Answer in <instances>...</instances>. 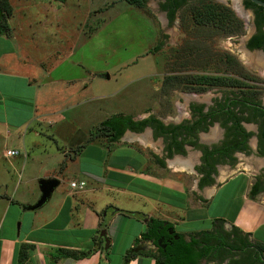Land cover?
<instances>
[{
  "label": "rangeland",
  "instance_id": "374dc122",
  "mask_svg": "<svg viewBox=\"0 0 264 264\" xmlns=\"http://www.w3.org/2000/svg\"><path fill=\"white\" fill-rule=\"evenodd\" d=\"M200 2L221 5L232 13L242 11L240 0H195L176 10L171 21L166 17L165 0H133L131 3L126 0H8L11 15L6 19L7 34L0 35V48L10 47L12 51L6 52L0 62L24 65L19 66L25 76L35 79L32 85L37 88V98L31 101L25 91L24 95L20 91L24 103L17 107L18 114H13L15 104H7L9 126H0V194L35 204L40 197L38 181L44 178L30 180L40 167L50 170L54 166L60 189H65L70 180L78 178L73 174L75 163L65 160L63 151L67 149L73 154L77 142L93 141L97 127L115 115L145 116V111L152 110L159 118L174 119V106L183 102L172 93V88L161 87L164 74L171 73L161 63L196 60L198 69L210 64L202 63L209 59V53L214 60L241 59V39L235 45L225 39L239 35L240 29L228 27L224 32L222 28L212 30V26L193 24L190 14ZM193 28L196 32L191 31ZM182 29L186 31L183 57L179 54ZM209 36L210 48L202 41ZM214 64L218 72H223L228 64L232 77L247 75L264 79L255 65ZM192 71L184 70L189 74ZM35 131L43 135L36 137ZM48 136L53 140L47 139ZM8 148H16L20 155L6 158ZM155 168L148 161L147 171ZM58 169L64 173L59 174ZM178 175L168 174L173 179H182ZM184 179H188L187 184L193 180ZM87 196L95 209L107 204L109 209L120 207L129 212L139 208L138 204L124 207L125 198L105 188ZM53 197L56 198V194ZM47 205L26 212L25 217L48 211ZM19 222H23L25 229V219ZM120 225L127 224L121 221ZM189 226L180 228V225L177 231H191L196 225Z\"/></svg>",
  "mask_w": 264,
  "mask_h": 264
},
{
  "label": "crops",
  "instance_id": "0c3cea01",
  "mask_svg": "<svg viewBox=\"0 0 264 264\" xmlns=\"http://www.w3.org/2000/svg\"><path fill=\"white\" fill-rule=\"evenodd\" d=\"M9 51H12L10 47L0 48V60ZM19 65L24 67L21 63L0 62V109L3 111L0 126L3 127L9 126L8 103L15 104L13 114H18L20 104L24 103L21 93L24 95L25 91L31 101L37 98V88L32 85L35 79L25 76ZM34 135L43 134L35 131ZM101 139L86 144L77 142L73 154L67 149L63 151L64 159L75 163L73 174L78 178L70 180L65 189H60V179L54 166L50 170L40 167L31 178L30 181L39 177L59 181L46 203L48 211L25 217L26 212H34L27 211L26 205L34 204L14 200L6 193L0 194V264H16L22 244L34 247L25 264H155L151 251L135 249L153 221L169 225L186 242L196 241V247L202 243V250L211 246V236L216 235L220 239L219 235L223 233L229 237L241 234L252 243L264 246V235H261L264 231V195L258 194L257 189L251 190L252 180L248 175H231L220 180L219 187L197 191L194 180L187 184L188 179H173L159 167L147 171L148 156L132 142L134 140L128 133L114 143ZM58 172L64 173L59 169ZM75 181L84 182V189H71L69 184ZM101 188L123 196L124 207L125 204H138L139 208H132L134 210L129 212L120 207L109 209L107 204L95 209L87 194ZM55 194L56 198L53 197ZM116 209L134 214L126 217L121 212L115 213ZM23 219L25 229L23 222H19ZM121 221L127 225H120ZM180 225V228L201 226H192L191 231L181 233L177 231ZM102 230H105L109 246L101 252L98 248L104 246L99 236ZM220 243L226 245L227 239H221ZM87 247L96 252L75 261L62 258L53 262L57 250L81 251ZM231 258L236 264L242 262L234 254Z\"/></svg>",
  "mask_w": 264,
  "mask_h": 264
},
{
  "label": "flooded vegetation",
  "instance_id": "af4514ba",
  "mask_svg": "<svg viewBox=\"0 0 264 264\" xmlns=\"http://www.w3.org/2000/svg\"><path fill=\"white\" fill-rule=\"evenodd\" d=\"M190 1L195 0L187 3ZM245 1L239 2L242 11L233 13L242 33L225 39L232 41L233 45L241 39V54L254 55L259 59L214 60L213 54L209 53V59L202 63L210 64L198 69L194 63L196 60L192 63H184L183 60L179 63H161L164 69L171 71L164 74L161 87L172 88V93L183 102L174 106V119L167 116L165 119L159 118L152 110L145 111V116L124 115L130 117L131 127L122 136L128 133L134 140L132 142L146 152L153 166L168 174L177 173L181 178H193L197 191L205 187H219L222 183L220 180H226L231 175H248L252 180L251 190L257 189L258 194L264 195V79L247 75L232 77L228 64L223 72L216 71L214 64L251 63L248 65L254 66L252 63H264V11L246 8ZM205 15L191 12L190 18L199 27L196 16ZM166 17L171 21L174 19L168 12ZM227 22L219 24L229 25ZM208 24L212 26L210 29L215 30L214 23ZM191 31L196 32V29ZM185 32L183 29L179 31L181 57L185 53ZM202 41L208 45L212 39L209 36ZM203 47L200 45L202 50L205 49ZM255 68L259 71L264 66L257 65ZM190 69H193L191 74L184 72ZM215 236L210 237L208 253L199 257L197 264H236L231 258L232 254L242 259L241 264H264V252L247 236L235 234L229 237L224 233L219 235L220 239ZM221 239H227L225 246L220 243ZM177 240L172 229L157 227L155 238H142L135 249H147L153 255L160 253L169 256V250ZM201 245L196 247L198 253L202 251Z\"/></svg>",
  "mask_w": 264,
  "mask_h": 264
},
{
  "label": "trees",
  "instance_id": "16d2710c",
  "mask_svg": "<svg viewBox=\"0 0 264 264\" xmlns=\"http://www.w3.org/2000/svg\"><path fill=\"white\" fill-rule=\"evenodd\" d=\"M128 3H131L133 0H126ZM189 0H165V8L168 9L169 16L172 18L176 10L180 7L185 5ZM263 1L264 0H260ZM142 7V1L140 3ZM245 7L251 8L257 12L264 11V9L255 6L254 4L250 3L248 0L245 1ZM194 13H201L206 14L204 17L196 16V20L199 22V26H205L209 22L214 23L213 27L215 28H222L227 31V28H235L239 29V25L237 24V20L234 18L233 13L229 11L226 7H223L218 4H211L209 2H200L198 3V7L194 9ZM11 9L9 7L8 0H0V35L7 34V24L6 19L11 14ZM229 14V15H228ZM229 21V25L219 24V22H227ZM209 25V24H208ZM210 26V25H209ZM233 65L237 63H232ZM130 117L123 116V115H115L112 118L105 120L102 122L95 133L93 134L92 140L104 138L110 143L117 142L124 131L127 128H130ZM62 167L65 166V162L62 163ZM114 212H121L123 216H127L126 214H134V213H126L119 210H114ZM154 225H148V229L146 233L142 236L143 238H155V231L157 227L170 228L169 225H158L161 224L160 222L153 221ZM171 229V228H170ZM178 237V240L175 241L174 245L169 250V256H165L160 253L152 254L155 260V264H197L199 257H203L208 252V249H203L199 253L196 250V241L190 240L189 242L184 241L181 235L175 234ZM225 246V244H222ZM220 246V245H219ZM261 251L264 252V246L258 245ZM34 247L28 244H22L19 246L16 258V264H25V262L29 258V253L32 251ZM99 251H104L103 246L100 245L98 248ZM96 252L94 249L90 247L85 248L81 251H74V250H57L56 256H53V262H57L59 259H72V260H79L82 258H86L87 256L91 255L92 253ZM107 253V251H105ZM130 251L128 252V254ZM129 257H133V255H129Z\"/></svg>",
  "mask_w": 264,
  "mask_h": 264
},
{
  "label": "water",
  "instance_id": "95a60500",
  "mask_svg": "<svg viewBox=\"0 0 264 264\" xmlns=\"http://www.w3.org/2000/svg\"><path fill=\"white\" fill-rule=\"evenodd\" d=\"M252 4L264 9V2L260 0H248ZM59 181L56 179H41L38 181L40 197L34 205L25 207L27 211H36L42 208L51 198L54 189L58 186ZM100 238L104 241L103 249L107 250L109 246V240L106 238L105 230L100 232Z\"/></svg>",
  "mask_w": 264,
  "mask_h": 264
},
{
  "label": "built area",
  "instance_id": "2783aa9c",
  "mask_svg": "<svg viewBox=\"0 0 264 264\" xmlns=\"http://www.w3.org/2000/svg\"><path fill=\"white\" fill-rule=\"evenodd\" d=\"M19 155H20V152L17 151V150H6L5 151V157L6 158H13V157H17ZM69 186H70L71 189H75V190L81 191V190L84 189L85 183L84 182H79V183L71 182L69 184Z\"/></svg>",
  "mask_w": 264,
  "mask_h": 264
},
{
  "label": "bare ground",
  "instance_id": "6f19581e",
  "mask_svg": "<svg viewBox=\"0 0 264 264\" xmlns=\"http://www.w3.org/2000/svg\"><path fill=\"white\" fill-rule=\"evenodd\" d=\"M234 4L238 7L237 3H234ZM242 58L243 59H247L248 61H251V60H254V59H259V57H257V56H254V55H247V56H245V54L242 55ZM252 64H254L255 66H257V65L264 66V63H252ZM259 72H260L261 75H264V68H262L261 70H259Z\"/></svg>",
  "mask_w": 264,
  "mask_h": 264
}]
</instances>
